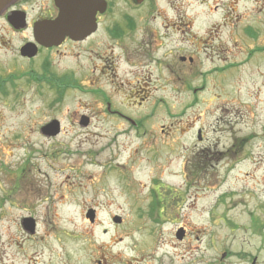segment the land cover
I'll use <instances>...</instances> for the list:
<instances>
[{
	"label": "rangeland",
	"instance_id": "obj_1",
	"mask_svg": "<svg viewBox=\"0 0 264 264\" xmlns=\"http://www.w3.org/2000/svg\"><path fill=\"white\" fill-rule=\"evenodd\" d=\"M167 1L182 8L185 33L212 41L199 52L195 39L168 47L184 46L197 62L195 70L183 65L182 85L161 73L168 86L160 90L158 73L150 70L144 76L151 84L136 87L132 68L137 127L105 118L80 126L77 116L88 113L79 102L92 96L67 90L54 103L49 85L28 77L29 69L45 76L46 52L20 59L31 30L16 33L0 21V264L41 263V257L95 264L102 256H115L111 264H189L196 236H214L218 251L228 241L260 240L249 225L264 221L260 212L252 217L256 204L264 205V52L248 55L257 46L243 30L256 28L264 45V0ZM143 96L147 101L136 105ZM160 97L167 103L158 104ZM52 120L60 133L42 135ZM25 219L33 221V234L23 229ZM179 227L185 229L180 242Z\"/></svg>",
	"mask_w": 264,
	"mask_h": 264
},
{
	"label": "flooded vegetation",
	"instance_id": "obj_2",
	"mask_svg": "<svg viewBox=\"0 0 264 264\" xmlns=\"http://www.w3.org/2000/svg\"><path fill=\"white\" fill-rule=\"evenodd\" d=\"M162 2L165 4L163 9L156 7L152 0H0V9H3L0 21L6 23L16 33L31 30V39L19 47L20 59L31 62L42 52H46L47 59L43 67L45 76H37L29 69L28 77L35 83H38L40 77V80H46L54 93L52 100L54 103L64 100L63 96L67 90H77L85 96H92L90 103H85V100L79 102V105H86L84 112L88 113L77 116L80 126L90 127L92 119L105 118L123 120L130 126L137 127L136 123L132 124V68H135L134 73H137L134 77L136 87L142 85L140 87L142 88L151 84L150 79L146 80L144 76V73L150 70L158 73L154 84L160 90L168 86V81L161 73L174 74L173 80L182 85L184 80L181 78L180 81L177 75L184 72L183 65L195 70L197 62L192 52L184 54V46H176V51L174 47H168L178 45L186 39L192 41L195 39V44L192 45L196 52H199L200 47L206 51V46L212 41L199 37L198 34L185 33L182 27L186 20L182 8L174 6L176 3L171 5L167 0ZM216 9L217 6L214 7V10ZM19 12L23 13L25 22L23 28H15L16 26L8 22L12 13ZM62 15L65 17L63 21L70 26L60 29L68 32L62 38H57L61 43H52L51 46L40 45L35 38L40 25L55 23ZM188 24L192 26V22ZM243 33L252 38V47L257 46L255 50L248 51V55L254 51L264 52L260 38L256 41V28L246 27ZM0 41L4 45V41L1 39ZM132 42L135 47L134 53ZM28 43L35 45L37 49L36 55L31 58L20 55V49ZM212 49L218 51V48ZM207 55L210 58V54ZM69 59L72 61L68 62ZM60 62H63V67H60ZM77 63L78 69L74 70V64ZM212 72L216 71L206 73ZM3 82L0 80L1 86ZM202 87L204 84L199 86ZM134 101L140 106L147 98L138 97ZM157 103L163 105L167 100L160 97ZM101 130L111 132V129L107 128ZM261 131L264 132V128ZM197 132L202 133L201 129ZM247 139L235 141L231 148L239 149ZM263 209V204H256L253 210L255 215L252 217H257L259 212L264 214ZM249 228L252 235L260 240L240 241L235 244L228 241L225 243L227 246L223 245V250L219 251L214 236L209 235L204 241L200 240V235L196 236L193 246L189 247L191 249L188 255L189 264H264V221L259 223L254 218ZM34 229L35 225L31 232L25 230L33 234ZM199 231L197 230L198 234L202 233ZM116 259L115 256H102L95 264H111L108 260ZM41 260L44 262L29 259V264H71L64 262L65 259H62L64 263H57L54 258L41 257ZM55 260L59 261L61 258ZM80 260L77 258L76 262ZM114 264L119 263L116 261ZM125 264H132V261L127 260Z\"/></svg>",
	"mask_w": 264,
	"mask_h": 264
},
{
	"label": "water",
	"instance_id": "obj_3",
	"mask_svg": "<svg viewBox=\"0 0 264 264\" xmlns=\"http://www.w3.org/2000/svg\"><path fill=\"white\" fill-rule=\"evenodd\" d=\"M2 11H3V9L2 10L0 9V13ZM63 19H65V17L62 15L59 17V19L55 23H42L40 25L39 30H38V34L35 36L37 42L40 45H44V46H51L52 43H54V44L61 43V40L57 39V38H62L68 32L60 31V29L70 26V24L65 23L63 21ZM8 22L11 25H13L14 27L16 26L15 28H23L25 25L23 13H21V12L12 13L10 15V18H8ZM36 52H37L36 46L31 44V43L24 45L20 49V55L22 57H28V58L34 57L36 55ZM59 131H60V124L56 120H52L51 122H49L48 124H46L40 128V133L42 135H45L48 137H54V136L58 135ZM86 217L90 221H93V218H94L93 212L89 211L87 213ZM116 222H119V219H116ZM22 224L26 230H28L30 232L32 231V229H33V221L32 220L25 219L22 222ZM176 237L178 239H181L182 238V231H178L176 234Z\"/></svg>",
	"mask_w": 264,
	"mask_h": 264
},
{
	"label": "bare ground",
	"instance_id": "obj_4",
	"mask_svg": "<svg viewBox=\"0 0 264 264\" xmlns=\"http://www.w3.org/2000/svg\"><path fill=\"white\" fill-rule=\"evenodd\" d=\"M67 222L71 223L72 225L74 224V226L76 225V223L78 222V220L76 219V217H68L67 218Z\"/></svg>",
	"mask_w": 264,
	"mask_h": 264
}]
</instances>
